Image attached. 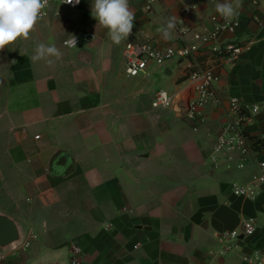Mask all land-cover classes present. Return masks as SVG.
<instances>
[{"label":"crops","instance_id":"obj_1","mask_svg":"<svg viewBox=\"0 0 264 264\" xmlns=\"http://www.w3.org/2000/svg\"><path fill=\"white\" fill-rule=\"evenodd\" d=\"M148 1L129 2L134 28L159 48L182 45L177 26L171 41L157 32L170 16L205 32L218 15L217 0H159L147 12ZM186 5L198 9L184 17ZM91 8L92 0L78 9L56 1L28 40L0 51V211L37 237L24 251L0 252V264H71L72 245L82 249L81 264H246V255L264 250V188L251 201L234 185H249L264 148L244 169L237 157L214 163L212 155L232 98L264 105V45L233 63L204 50L130 78L125 41L114 45ZM79 9L85 14L70 18ZM235 19L240 28L221 43L263 38L264 0H243ZM86 28L94 39L64 45ZM51 41L62 59L33 62L35 45ZM205 70L219 81L204 120L152 108L159 90L179 100L190 75ZM245 132L264 133V109ZM61 152L75 162L68 176L50 168ZM250 218L256 234L224 253L221 236Z\"/></svg>","mask_w":264,"mask_h":264},{"label":"built area","instance_id":"obj_2","mask_svg":"<svg viewBox=\"0 0 264 264\" xmlns=\"http://www.w3.org/2000/svg\"><path fill=\"white\" fill-rule=\"evenodd\" d=\"M58 1L67 9H78L82 6L83 0L79 4L63 3L64 0H49L48 7L44 10L47 18L50 13L51 5ZM133 0H129L131 2ZM159 0H149L145 9L150 12L153 5ZM196 5H186L182 9L184 17H189L196 12ZM213 28L210 31H197L189 28L184 21L177 25L178 37L182 45L178 48L165 47L159 48L151 41L143 40L133 28L132 35L125 41L123 59L125 73L130 78L138 77L147 73L151 65L159 67L165 66L176 61H187L199 55L202 51L208 50L218 59H224L230 63L237 61L244 53L251 51L259 44L264 45L263 38H253L246 44L221 43V36L225 33L236 34L241 24L239 20L233 19L226 22L219 15L212 17ZM260 26L264 30V19L260 21ZM96 36L93 33H82L81 37H76V45L83 41H90ZM65 45V44H64ZM72 48V47H69ZM171 50V51H169ZM219 77L212 70L196 71L188 79L186 94L181 99L167 90L161 89L155 93L152 99V108L155 110H172L183 117L189 119L201 118L204 120V106L215 95V86ZM161 93H166L162 97ZM264 109L261 104H244L238 98H232L229 105V119L222 132L217 137L216 146L212 155L214 163H219L221 159L232 162L235 157L239 159L238 167L244 169L248 162L260 153L256 143H264V133L254 139L245 132V126L251 123L254 118ZM264 188V162L258 163L257 172L247 186L234 185L236 193L244 199L255 201ZM257 232L256 220L253 218L245 220L239 230L226 232L221 236L224 253H228L238 248V243L242 239H250ZM36 236L27 238L23 246L19 249H27L31 245V240ZM71 264H81L82 249L79 246H71ZM246 264H264V250H254L251 254L244 257Z\"/></svg>","mask_w":264,"mask_h":264},{"label":"clouds","instance_id":"obj_3","mask_svg":"<svg viewBox=\"0 0 264 264\" xmlns=\"http://www.w3.org/2000/svg\"><path fill=\"white\" fill-rule=\"evenodd\" d=\"M63 3L73 4V0H64ZM79 3L80 0H75V4ZM242 3L243 0H217L215 10L223 20L231 22L239 15ZM48 4L49 0H0V51L10 48L18 40H28L45 17ZM91 15L100 27L107 30L106 34L114 45H120L132 35L135 13L129 0H92ZM178 21L182 23L176 16H170L157 29L164 41L173 40ZM76 43L74 36L64 41L66 47L75 48ZM33 51V62L44 61L49 66L63 57L54 41L37 43ZM161 96L166 97V93Z\"/></svg>","mask_w":264,"mask_h":264},{"label":"water","instance_id":"obj_4","mask_svg":"<svg viewBox=\"0 0 264 264\" xmlns=\"http://www.w3.org/2000/svg\"><path fill=\"white\" fill-rule=\"evenodd\" d=\"M61 152L51 161V171L56 173L60 169L63 175L68 176L75 169L74 160L68 159ZM27 239V233L23 231L19 223L11 216L0 211V252L6 254L9 251L19 250ZM243 239V237H242Z\"/></svg>","mask_w":264,"mask_h":264},{"label":"rangeland","instance_id":"obj_5","mask_svg":"<svg viewBox=\"0 0 264 264\" xmlns=\"http://www.w3.org/2000/svg\"><path fill=\"white\" fill-rule=\"evenodd\" d=\"M83 14H85V9H79V10H77L76 12H73V13H71V16H70V18H75V17H78V16H82ZM86 31L88 32L89 31V28H86ZM57 43H59V42H61V40H59V39H57V41H56ZM169 114V113H168ZM21 250H23V249H21ZM235 251H236V249H234ZM233 250V251H234ZM24 251V250H23Z\"/></svg>","mask_w":264,"mask_h":264},{"label":"trees","instance_id":"obj_6","mask_svg":"<svg viewBox=\"0 0 264 264\" xmlns=\"http://www.w3.org/2000/svg\"><path fill=\"white\" fill-rule=\"evenodd\" d=\"M255 146H256L257 150H260V149L264 148V143H262L260 145V142L258 141Z\"/></svg>","mask_w":264,"mask_h":264}]
</instances>
